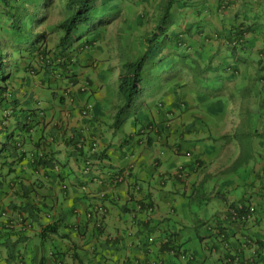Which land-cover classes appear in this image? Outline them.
Instances as JSON below:
<instances>
[{
  "label": "crops",
  "instance_id": "0c3cea01",
  "mask_svg": "<svg viewBox=\"0 0 264 264\" xmlns=\"http://www.w3.org/2000/svg\"><path fill=\"white\" fill-rule=\"evenodd\" d=\"M167 1L118 14L122 64L146 50ZM172 14L183 45L151 57L160 84L129 126H114L121 91L112 97L84 73L97 42L72 46L75 66L22 61L33 70L10 77L0 149H21L0 154V264H264V0H176ZM22 150L44 155L32 162ZM240 205L254 209L246 222L234 218Z\"/></svg>",
  "mask_w": 264,
  "mask_h": 264
},
{
  "label": "trees",
  "instance_id": "16d2710c",
  "mask_svg": "<svg viewBox=\"0 0 264 264\" xmlns=\"http://www.w3.org/2000/svg\"><path fill=\"white\" fill-rule=\"evenodd\" d=\"M54 1L0 0V102L8 88V81L16 70H33L27 63L21 64L22 61L37 60L43 68L51 67L54 63L67 68L75 66L77 61L72 58V46L79 43L78 47L83 50L93 47L99 40V31L105 30L108 19H113V0H61L65 18L56 25L59 39L54 47L55 52L51 55L46 31H39L37 28L48 17L47 13ZM175 1H167L159 23L146 38V50L135 59L122 64L119 88L124 104L115 115V127L124 124L132 105L142 94V84L148 75L147 71L151 69L148 67L151 57L159 55L169 41H173L175 45H183L181 36L171 37L169 32ZM243 35L244 32H241L237 36L233 44L235 47L243 46ZM16 49L20 50L19 57L12 53ZM21 123L27 127L25 120ZM13 142H6L0 149V154L4 151H19L20 145L16 146ZM260 245L264 247V242H260Z\"/></svg>",
  "mask_w": 264,
  "mask_h": 264
},
{
  "label": "rangeland",
  "instance_id": "374dc122",
  "mask_svg": "<svg viewBox=\"0 0 264 264\" xmlns=\"http://www.w3.org/2000/svg\"><path fill=\"white\" fill-rule=\"evenodd\" d=\"M142 0H113L111 4L113 7V19L107 20V25L105 30L99 31V40L97 42L96 53L94 57L96 59V65L93 67H84V73L88 74L92 80L100 86V89L111 95L112 97H118L120 95L119 89V73L121 72L122 61H123V48L119 47L120 42H122L121 35L123 33V22L122 17L118 14L122 13L123 9L129 7V5H134L136 8L139 7V3ZM118 6V8H116ZM45 21L42 24L38 25V30H45L48 35V47L50 51L55 50V45L59 39V30L56 29V25L65 18L63 8L61 5V0H55L52 6L49 8ZM176 29H182L183 25L181 24V17H175L172 21ZM169 34V32H167ZM107 39H109L107 41ZM25 52V51H24ZM13 54H16V57L20 56V50L12 51ZM24 54V53H23ZM12 61V56H10ZM185 60V59H184ZM178 66H183V59L179 58L177 62ZM162 64H159L157 69H160ZM119 68V69H118ZM159 72V71H158ZM170 74V72H169ZM149 76L151 78H149ZM166 76L164 73H159L157 75ZM160 84V79H158L155 74H148L144 79L142 84V94L139 96L138 100L132 105L128 115L134 114L138 110L145 98H147L151 92H155L158 89ZM151 91V92H150ZM212 93H214L213 88H211ZM126 117V125L134 123V115ZM197 209V208H196Z\"/></svg>",
  "mask_w": 264,
  "mask_h": 264
},
{
  "label": "built area",
  "instance_id": "2783aa9c",
  "mask_svg": "<svg viewBox=\"0 0 264 264\" xmlns=\"http://www.w3.org/2000/svg\"><path fill=\"white\" fill-rule=\"evenodd\" d=\"M60 60H58L59 62ZM75 84L70 82L69 88H67V90L65 91V95H70L72 88H74ZM80 89H82V91H86L87 89H89V83L87 81H85L83 83V85L80 87ZM159 108H163V103H159L158 104ZM91 111H92V105L90 104H85L83 106V108L80 110V114L82 116L91 117ZM11 112L10 110H4L2 115L3 117H8L10 116ZM170 114V113H169ZM21 149V147H20ZM23 153L25 154L24 156L29 158L32 162H35L39 157H43L44 152L43 151H39L38 153H27L26 150H22ZM99 151V142L94 139L91 141V152L93 154L97 153ZM94 168V160L89 157L87 158L84 162H83V166H82V172L83 174H88L92 171V169ZM128 172H124V173H118L115 175V182L120 183L124 180V178L127 176ZM66 186H63V188H65ZM1 205V203H0ZM96 210L98 212L101 213H105L107 211L106 205H104L103 203L98 204V206L96 207ZM253 208H249V210H245L243 205H240L238 210L234 211V218L239 219L242 222H246L251 218V213L253 212ZM150 211H152V208H150Z\"/></svg>",
  "mask_w": 264,
  "mask_h": 264
}]
</instances>
